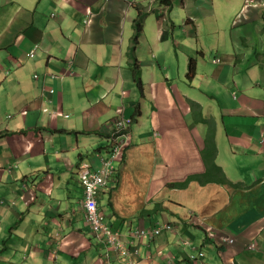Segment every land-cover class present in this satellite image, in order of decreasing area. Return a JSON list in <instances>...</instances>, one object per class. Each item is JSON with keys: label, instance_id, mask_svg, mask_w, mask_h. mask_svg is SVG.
<instances>
[{"label": "crops", "instance_id": "crops-1", "mask_svg": "<svg viewBox=\"0 0 264 264\" xmlns=\"http://www.w3.org/2000/svg\"><path fill=\"white\" fill-rule=\"evenodd\" d=\"M153 1L0 0V264H264V0L238 18L244 0ZM136 6L156 21L137 46ZM124 104L132 143L98 196L115 252L87 222L80 175L108 155ZM213 162L228 184L209 183Z\"/></svg>", "mask_w": 264, "mask_h": 264}, {"label": "built area", "instance_id": "built-area-1", "mask_svg": "<svg viewBox=\"0 0 264 264\" xmlns=\"http://www.w3.org/2000/svg\"><path fill=\"white\" fill-rule=\"evenodd\" d=\"M132 121L120 116L114 123L112 138H115V144L112 148V153L107 158L102 159V167L98 170L91 171L86 169L82 176V186L84 189L83 206L86 211L87 221L90 223L96 238L101 239L105 244H110V247L116 251L125 250L124 244L120 236L115 233L109 225L104 224V217L98 209V193L108 187L115 173L114 163L121 158L124 149L127 147L130 140L129 129ZM162 231V230H161ZM161 231H156V234H161ZM149 232L144 233L138 231L139 237L148 238Z\"/></svg>", "mask_w": 264, "mask_h": 264}, {"label": "rangeland", "instance_id": "rangeland-1", "mask_svg": "<svg viewBox=\"0 0 264 264\" xmlns=\"http://www.w3.org/2000/svg\"><path fill=\"white\" fill-rule=\"evenodd\" d=\"M162 1H165V2H167V4H169V0H162ZM215 1V4L220 8V7H222V5H223V3H224V1L223 0H214ZM237 1V0H236ZM235 0H228V3L230 2L231 4H235V2H236ZM157 2V0H155V1H153L152 2V4H155ZM198 1L197 0H171V2H170V4L169 5H167L169 8H167V10L168 11H170L171 10V7H172V9L173 8H176L177 10L178 9H180V8H182V10H183V8L185 7V4H187V3H189L190 5H194V4H196ZM256 2V0H244L243 1V4H241V8H240V10L237 12V14H235V15H233V17L234 18H238V16H239V13H240V16H241V14L243 13V12H245L246 10H247V8H249V7H251L254 3ZM225 4V3H224ZM203 5H208L206 2H203ZM258 7V6H257ZM147 8H149V7H147ZM141 10L140 9H138V6H136V9H135V14H137L138 16H139V13L138 12H140ZM144 11H146V10H144ZM228 10H222L221 11V13L219 14V17L221 18V19H223L225 16H227L228 15ZM153 13H155V12H153ZM147 14V13H146ZM147 16V17H146ZM144 18H142L141 19V24L144 26V28H146V29H150V28H154L155 29V20H153L152 21V19H150L151 18V16L150 15H146ZM138 20H140V18L138 19ZM136 21H137V19H135L134 21H133V24H135L136 23ZM164 21V20H163ZM87 22V24H89V20H87L86 21ZM130 26H131V23L130 22H128L127 23V27H128V29H127V36H135V34H136V32H135V29H134V31H133V29L132 28H130ZM133 28H134V25H133ZM148 37L150 38V39H152L153 41H154V43H156L155 42V40L153 39V37L149 34L148 35ZM141 38H139V39H137V41H138V43L137 44H139V40H140ZM158 46L159 47H161V48H164V45L163 44H161L160 42H158ZM207 49L209 50V44H208V46H207ZM37 52V49L35 48V50L32 52V55H34L35 53ZM178 52V50L177 49H174V54H173V56L176 58V53ZM198 56L199 57H201V54H198ZM216 62H218V60H216ZM14 70V69H13ZM69 70L71 71V74L73 75L74 74V72H75V68H74V64L73 63H70L69 64ZM54 77L56 78L57 76L56 75H54ZM1 94V93H0ZM4 95V94H3ZM10 100V99H9ZM10 105H11V107L10 108H6L7 109V111L8 110H11V111H13V116L12 117H14V112L16 111V109H15V107L13 106V101L12 100H10ZM218 111V110H217ZM257 116L258 117H260V120H261V123L262 122H264V113H259V114H257ZM216 117H218V115H216ZM216 124V122H215V120H213V122H212V124H211V128L214 126ZM216 128H217V125H216ZM112 130V129H111ZM111 139V138H110ZM111 144H112V142H111ZM104 224L105 225H108V220H107V218H105L104 219ZM150 229V228H149ZM146 230V232H149L150 233V235L148 236V239H154V237L155 236H159V235H157L156 234V230H162L163 231V229H161V228H158V229H155V230ZM167 234V232H163L162 233V237L163 236H165ZM157 239V238H156ZM155 239V240H156ZM155 240H153V243H155ZM144 243V242H143ZM147 243V242H146ZM141 244V243H140ZM229 244H230V242H229ZM234 243H231L230 245H233ZM106 247H109L110 248V244H106ZM125 247V246H124Z\"/></svg>", "mask_w": 264, "mask_h": 264}, {"label": "trees", "instance_id": "trees-1", "mask_svg": "<svg viewBox=\"0 0 264 264\" xmlns=\"http://www.w3.org/2000/svg\"><path fill=\"white\" fill-rule=\"evenodd\" d=\"M171 0H169V4H170ZM161 3L163 5H169L167 4V2L165 1H162L161 0ZM252 7H257L256 5H252ZM147 14L144 13L143 11H140L139 12V16H137V21L136 23L134 24V29H135V36H134V40H135V46H137V39H139L141 37V33H143V28L144 26L141 24V19L144 18ZM147 17V16H146ZM140 18V20H138ZM141 21V22H140ZM131 57H132V63H131V69L133 71V75H134V79L136 81H140L141 80V70L139 68V66L137 65L136 63V57L134 55V53L131 51ZM195 71H196V63H195V59L191 60L190 61V64H189V72L187 74V78L188 79H193L194 75H195ZM191 108H192V111L195 115H197V112L200 111V104L198 103H195V102H191ZM208 126H209V142H211V144L213 146H215L214 144V139H215V135H216V128H215V125L211 128V124L213 122V119L212 118H209V119H204L203 120ZM210 155V154H209ZM207 163V168L209 170L210 168V162H208V160L206 161ZM213 167L215 169V175L209 173V183L211 182H215V181H218V182H221V183H227L228 181V178L226 176V174L224 173L223 169L219 166H217L215 164V162H213Z\"/></svg>", "mask_w": 264, "mask_h": 264}, {"label": "clouds", "instance_id": "clouds-1", "mask_svg": "<svg viewBox=\"0 0 264 264\" xmlns=\"http://www.w3.org/2000/svg\"><path fill=\"white\" fill-rule=\"evenodd\" d=\"M259 3H260V1L256 0V2H255L253 5L259 6ZM55 15H56V14H55ZM55 15H52V16H55ZM121 115H122V116L124 115L125 118L130 119V120L132 121V123H131L130 129H129V133H130V140H129V143H128L127 147L124 149V151H123V153H122V155H121V158H120L119 160H121V159L123 160V159L126 157V152H127L128 148L130 147V145H131V143H132V137H131V134H132V127H133V124H134V119L126 116V108H125V104H124L122 107H120V111H119V113L116 114V116H115V118H114L113 125H114L115 121H116ZM65 117H67V116H65ZM113 125H112V131H113V128H114ZM110 138H112V135H111ZM112 148H113V145L111 144V146H110V148H109L108 155H106V156H102V157H101V159H100V167L97 168V169H95V170H98V169H100V168L102 167V159H103V158H107L108 156L111 155V153H112ZM119 160H117V161L114 163V166H115V164H116ZM87 165H89V164H87V163H82V165H81V175H80L81 186H82V176H83V174H84V172H85V170H86L84 166H87ZM89 170H91V169H89ZM95 170H91V171H95ZM116 173H117V170H116V167H115V173H114V176H113L112 180L110 181V183H115V178H116L115 175H116ZM110 183L108 184V187H109ZM108 187H107V188H108ZM82 189H83V186H82ZM105 189H106V188H105ZM105 189H103V190H105ZM103 190H101V191H103ZM101 191H99L98 196H99V194H100ZM83 195H84V189H83ZM97 199H98V197H97ZM83 200H84V197H83ZM82 203H83V201H82ZM84 209H85V208H84ZM98 209H99V212L103 215V217H104V219H105L106 216L104 215L103 211L100 209V206H99V200H98ZM85 213H86V211H85ZM86 219H87V218H86ZM87 222H88V221H87ZM88 223H89V222H88ZM89 224H90V223H89ZM108 225H109V224H108ZM109 226H110V225H109ZM90 227H91V225H90ZM110 227H111V226H110ZM91 229H92V227H91ZM111 229L113 230V227H111ZM92 231H93V229H92ZM113 231H114V230H113ZM93 232H94V231H93ZM161 232H162V231H161ZM94 233H95V232H94ZM97 240H98V239H97ZM122 242H123V241H122ZM102 243L105 244L104 242H102ZM234 243H235V242H234ZM123 244H124V242H123ZM124 246H125V244H124ZM114 251L116 252V250H114ZM201 256H204V254H201ZM107 257H110V256L107 255ZM192 258H194V260L196 259L194 256H193Z\"/></svg>", "mask_w": 264, "mask_h": 264}, {"label": "bare ground", "instance_id": "bare-ground-1", "mask_svg": "<svg viewBox=\"0 0 264 264\" xmlns=\"http://www.w3.org/2000/svg\"><path fill=\"white\" fill-rule=\"evenodd\" d=\"M55 17H56V15H55ZM18 66V65H17ZM197 66V65H196ZM20 69V68H19ZM188 72H189V68H188ZM195 73H196V71H195ZM188 74V73H187ZM195 76V75H194ZM194 78V77H193ZM46 88V87H45ZM113 130H114V128H113ZM111 135H113V131L111 130ZM111 140V142H112V145H114L115 144V138H111L110 139ZM228 184V183H227ZM231 185V184H230ZM231 187V186H230ZM105 214V213H104ZM142 230V229H141ZM156 231H158V230H156ZM143 232L144 233H146V231L145 230H143ZM138 237V236H137ZM226 241L227 242H230V243H234L235 242V240L234 239H232V238H228V239H226Z\"/></svg>", "mask_w": 264, "mask_h": 264}]
</instances>
